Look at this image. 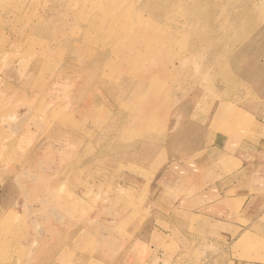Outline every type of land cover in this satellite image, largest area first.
<instances>
[{"label": "rangeland", "instance_id": "1", "mask_svg": "<svg viewBox=\"0 0 264 264\" xmlns=\"http://www.w3.org/2000/svg\"><path fill=\"white\" fill-rule=\"evenodd\" d=\"M249 147L239 228L151 205ZM262 154L264 0H0V264H264Z\"/></svg>", "mask_w": 264, "mask_h": 264}, {"label": "crops", "instance_id": "2", "mask_svg": "<svg viewBox=\"0 0 264 264\" xmlns=\"http://www.w3.org/2000/svg\"><path fill=\"white\" fill-rule=\"evenodd\" d=\"M248 147V146H247ZM252 148V147H251ZM249 147V151H246V154L252 156L251 161L249 162L247 159L237 160L239 158H236L237 162L232 161L231 164L227 163L225 164L224 169L219 168V170H215L216 172H210L206 175L201 176V172L206 170L209 166L208 164L204 163L203 167L204 169L200 172V177H198V180L196 182H192L190 185V189L186 190L184 185L178 186V182L175 181V174L172 172L171 168L166 169L163 171L158 178H156V182L154 183L155 187L153 189H150L151 194V205H154L159 203L158 202V196L159 193L162 191V187H158V183L161 182L163 184V188L166 191V206L171 209V212H174L175 210L181 211L183 215L188 216L189 218L191 216H203V218H214V221H218L215 219H221L222 216H226L223 218L228 219H221L218 222L222 223L226 226L230 227H238V213H237V204L240 200H245V206L247 205L248 201L253 198L254 195V160L255 154ZM248 149V148H247ZM262 154V157L263 158ZM264 160V159H262ZM222 164V163H221ZM233 164V165H232ZM258 165L260 163H257ZM261 166H264V162L260 164ZM211 166V165H210ZM207 167V168H206ZM264 178V175H262ZM129 178L133 181V183L136 185L137 183L141 184V179L138 180V177L135 175H119V185L115 187V191L126 190L125 184L126 179ZM258 181V180H257ZM256 181V183H257ZM123 184V185H122ZM141 186V185H140ZM151 184L146 185V187H150ZM196 187V189H195ZM138 187L135 186L134 192H136ZM141 188V187H140ZM114 191V192H115ZM188 191V192H187ZM121 191L118 194V197L116 196L114 199H110L109 197L105 198V202L107 201L108 205H114V206H120L121 202ZM188 195V196H187ZM261 196H264V193H260ZM258 195V196H260ZM112 202V203H111ZM111 203V204H110ZM120 204V205H118ZM99 206V205H98ZM97 206V207H98ZM245 207L243 206L240 208V211H243ZM216 210L215 213L217 214H210V213H198L202 210ZM102 210V217L104 216V212L107 210H110V207L106 208L104 205L101 206ZM219 213V215H218ZM203 214V215H202ZM184 217V216H183ZM221 217V218H220ZM252 218V217H250ZM94 220L100 221L101 219L99 217L93 218ZM124 219L123 215L120 213V209H117V214L112 216L111 219L105 221L106 224L109 223H115L120 224L122 220ZM228 220V221H226ZM117 221V222H116ZM247 223V219H246ZM248 224V223H247ZM153 225V224H152ZM174 227V226H173ZM183 227H185V224H183ZM155 229V228H154ZM164 236H169L168 233H163ZM158 237V236H157ZM184 239V237H182ZM199 240L203 241L204 244L206 243H213V240L206 239L205 237L198 238ZM144 241V240H143ZM147 242H156V240H152L149 238L146 240ZM178 241V240H176ZM189 242V241H188ZM106 243L111 244L110 237H108V241ZM104 246V245H103ZM102 246V247H103ZM182 248V249H181ZM104 249V248H103ZM104 252H102V255L104 256L102 263L103 264H123V253L117 250V254L115 253V256L110 260V252L111 247L107 246L105 247ZM109 252V253H108ZM179 252V253H178ZM175 255H165L166 259L170 258L169 262L172 264L174 263V260H178L179 258H182L186 255H189L187 251L184 250V247L181 245L180 249ZM106 255H109L108 257ZM162 256L159 254V257L157 259H161ZM203 256L211 258L210 255H206L202 253L200 257L203 258ZM213 257H216L213 255ZM108 259V261L106 260ZM121 259V262L119 261ZM124 259L125 255H124ZM93 261H97V259H93ZM119 261V262H116ZM126 264V263H125ZM170 264V263H169Z\"/></svg>", "mask_w": 264, "mask_h": 264}, {"label": "bare ground", "instance_id": "3", "mask_svg": "<svg viewBox=\"0 0 264 264\" xmlns=\"http://www.w3.org/2000/svg\"><path fill=\"white\" fill-rule=\"evenodd\" d=\"M143 7H140V11H141V9H142ZM98 73V72H97ZM92 86V85H91Z\"/></svg>", "mask_w": 264, "mask_h": 264}]
</instances>
